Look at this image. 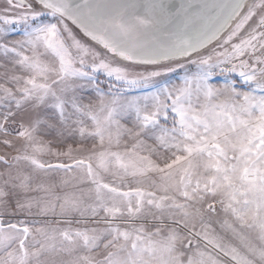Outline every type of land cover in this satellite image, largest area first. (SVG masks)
<instances>
[{"label": "snow or ice", "instance_id": "1", "mask_svg": "<svg viewBox=\"0 0 264 264\" xmlns=\"http://www.w3.org/2000/svg\"><path fill=\"white\" fill-rule=\"evenodd\" d=\"M0 264H264V0H0Z\"/></svg>", "mask_w": 264, "mask_h": 264}, {"label": "rangeland", "instance_id": "2", "mask_svg": "<svg viewBox=\"0 0 264 264\" xmlns=\"http://www.w3.org/2000/svg\"><path fill=\"white\" fill-rule=\"evenodd\" d=\"M6 153L9 155H15V153L11 149L5 147L2 143H0V156L5 155Z\"/></svg>", "mask_w": 264, "mask_h": 264}]
</instances>
